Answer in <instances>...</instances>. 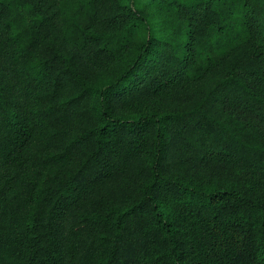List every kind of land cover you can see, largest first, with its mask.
<instances>
[{
	"label": "trees",
	"instance_id": "obj_1",
	"mask_svg": "<svg viewBox=\"0 0 264 264\" xmlns=\"http://www.w3.org/2000/svg\"><path fill=\"white\" fill-rule=\"evenodd\" d=\"M0 264H264V0H0Z\"/></svg>",
	"mask_w": 264,
	"mask_h": 264
}]
</instances>
